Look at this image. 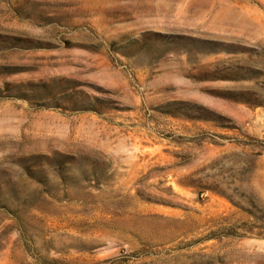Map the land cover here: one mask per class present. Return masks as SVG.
<instances>
[{
	"label": "rangeland",
	"instance_id": "obj_1",
	"mask_svg": "<svg viewBox=\"0 0 264 264\" xmlns=\"http://www.w3.org/2000/svg\"><path fill=\"white\" fill-rule=\"evenodd\" d=\"M0 264H264V0H0Z\"/></svg>",
	"mask_w": 264,
	"mask_h": 264
}]
</instances>
